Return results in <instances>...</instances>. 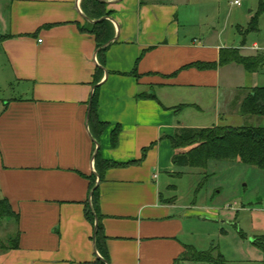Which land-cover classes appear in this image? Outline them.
Segmentation results:
<instances>
[{
	"label": "crops",
	"instance_id": "crops-1",
	"mask_svg": "<svg viewBox=\"0 0 264 264\" xmlns=\"http://www.w3.org/2000/svg\"><path fill=\"white\" fill-rule=\"evenodd\" d=\"M82 1L7 0L0 15V35H10L0 41V54L14 91L0 98V199L14 213L0 218V264H94L103 258L96 223L85 216L94 188L106 264H174L193 247L183 235L195 212L164 195L162 176L186 168L174 164L179 150L170 137L180 127L240 123L233 118L258 85L237 86L227 69L235 63L181 69L218 62L224 46L183 35L178 5L163 0L107 1L115 38L95 82L99 49L95 37L80 30L94 21ZM97 89L98 119L107 125L99 138L90 115ZM181 104L191 106L177 112ZM190 109L200 115L211 109L213 118L189 122ZM99 151L127 165L107 169L101 179Z\"/></svg>",
	"mask_w": 264,
	"mask_h": 264
},
{
	"label": "rangeland",
	"instance_id": "rangeland-1",
	"mask_svg": "<svg viewBox=\"0 0 264 264\" xmlns=\"http://www.w3.org/2000/svg\"><path fill=\"white\" fill-rule=\"evenodd\" d=\"M6 1L0 0V15L7 11ZM163 1L178 5L181 33L188 38L240 48L246 56L264 55V0H243L241 5H235V0ZM256 15L257 22L252 24ZM227 69L237 86L255 82L264 88V64L253 78L244 73L241 65L232 64ZM8 77L6 62L0 54V98L14 92ZM226 83L224 75L223 90ZM207 110L201 115L187 110L189 122L204 124L211 120L212 110ZM226 117L223 115L222 119ZM233 119L240 121L234 125L264 127V114L238 113ZM182 171L172 177L164 174L162 185L166 198L175 196L179 204L195 212V216L186 219L183 240L198 252H210L217 264L221 262L219 255L221 264H264V171L228 160H211L206 168L186 167ZM168 184L171 188H166ZM180 264L214 263L183 260Z\"/></svg>",
	"mask_w": 264,
	"mask_h": 264
},
{
	"label": "trees",
	"instance_id": "trees-1",
	"mask_svg": "<svg viewBox=\"0 0 264 264\" xmlns=\"http://www.w3.org/2000/svg\"><path fill=\"white\" fill-rule=\"evenodd\" d=\"M108 0H83L82 8L87 17L94 20L92 23L86 22L79 26L82 32H87L95 37L98 50V58L101 66L96 68L95 82L103 76V66L106 62V52L111 42L115 38V26L110 20L113 15L112 10H108ZM264 7V5H263ZM252 24L257 22V15L252 18ZM10 35H0V41ZM109 43L108 46L104 47ZM242 65L248 72H257L258 68L264 64V55L246 56L241 53L240 48L224 47L220 49L219 61L215 62H194L183 66L181 69L196 67L199 69H216L218 65L227 64ZM136 75L137 71H133ZM98 89L95 91L91 101V130L96 138L104 132L106 123L98 119ZM189 104L178 105L177 112L188 108ZM242 115L264 114V88L255 87L250 89L240 105ZM121 128L117 126L111 136L112 146H116ZM172 146L179 150L173 157V162L177 167L206 168L211 160L241 161L245 164L254 165L264 171V127L250 125H227L219 124L212 127L193 128L180 127L174 136L170 137ZM186 149V150H182ZM147 150V149H146ZM144 150V155L146 153ZM143 155V156H144ZM97 175L102 179L104 172L112 167L125 166V163L109 161L102 158L100 151L95 156ZM139 162V161H135ZM182 173L177 172V175ZM96 175L91 177V188H94ZM91 203L87 202L85 207L86 218L94 225L98 219V228L95 231L97 248L103 254V258H98L94 264H106L108 256L106 253V237L101 223L99 212V191L94 188L91 194ZM13 210L7 199H0V218L13 216ZM259 242V241H257ZM259 243H257L258 245ZM221 262H223L221 255ZM183 260L197 262H211L217 264L210 252H198L192 246H186L182 257L174 264H180ZM221 262L219 264H221Z\"/></svg>",
	"mask_w": 264,
	"mask_h": 264
},
{
	"label": "built area",
	"instance_id": "built-area-1",
	"mask_svg": "<svg viewBox=\"0 0 264 264\" xmlns=\"http://www.w3.org/2000/svg\"><path fill=\"white\" fill-rule=\"evenodd\" d=\"M242 1H243V0H235V1H234V4H235V5H241V4H242Z\"/></svg>",
	"mask_w": 264,
	"mask_h": 264
},
{
	"label": "water",
	"instance_id": "water-1",
	"mask_svg": "<svg viewBox=\"0 0 264 264\" xmlns=\"http://www.w3.org/2000/svg\"><path fill=\"white\" fill-rule=\"evenodd\" d=\"M109 43H107L106 45H104V47L108 46ZM97 228H98V219H96V227H95V231H97Z\"/></svg>",
	"mask_w": 264,
	"mask_h": 264
}]
</instances>
